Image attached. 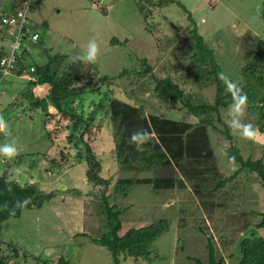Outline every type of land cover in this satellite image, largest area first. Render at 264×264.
<instances>
[{"label":"rangeland","instance_id":"374dc122","mask_svg":"<svg viewBox=\"0 0 264 264\" xmlns=\"http://www.w3.org/2000/svg\"><path fill=\"white\" fill-rule=\"evenodd\" d=\"M162 1L30 0L29 21L39 32L40 43L50 56L58 54L64 56L66 62H72L71 58L85 51L89 39L95 37L100 51L92 64L101 76L110 80L115 78L110 86L101 87L97 94L88 93L82 97L81 112L84 116L100 100H104V106H107L108 101L104 98L107 95L133 106H144L145 118L155 115L174 121L175 129L183 128L189 122L195 123V119L182 109L167 111L154 95V84L150 78L138 75L144 69L141 59H146L153 66L152 74L158 79L170 74L197 100L213 103L214 85L200 86L201 80L190 73L197 68H209V59L199 51L195 58L191 57L193 42L188 37V30L192 26L188 14L197 24L204 43L212 50L222 73L237 85H244L242 70L246 60L254 54L256 42L264 41V0H168L165 4ZM5 7L8 4L0 0V10ZM11 41V38L0 37V46L7 51ZM23 44V50L30 53L36 63H46V56L33 49L32 43L26 41ZM121 73L128 76L118 79ZM23 78L8 75L0 83V116L12 126L11 138L16 139L21 149L13 159L0 157V176L9 165V177L20 186L34 184L40 192L53 193L54 196L41 208L22 210L19 218L4 225L0 235V257H6L7 264H34L36 257L39 264H58V259L68 264H114L110 252L91 241L108 230L103 227L105 216L100 215L99 200L91 195L93 193L83 195L89 189L83 177V160L80 159L83 152L80 155L74 144L61 143L71 128L62 127L54 118L48 123L42 115L33 113L32 118L29 114L19 115L18 107L11 105L14 97L24 90V82L28 79ZM225 109H220L224 123ZM46 110L56 115L51 107L47 106ZM246 111V122L254 126L255 135L251 138L234 134L230 129L226 132L216 118L215 128L211 126L203 130L196 125L187 141L194 139L196 142H191L192 145L201 148L203 144L205 151L211 152L212 156L204 161L197 160L199 164H195V160L184 159L182 169L177 167V172H173L172 187L166 191L154 187V179L167 177L166 171L152 166L138 172L134 161L123 165L117 162L109 114L97 112L94 123L97 139L92 147L102 163L101 176L111 181L108 194H114V198L110 197V205L116 204L125 210L119 218L122 226L119 235L129 228L155 222L160 217L169 221L168 229L151 247L150 262L121 258L122 264H203L208 261V238L212 240L217 259L223 258L224 264H235L242 239L253 234L264 237V227H258L260 214L264 212V190L254 174H248L242 180L241 185L245 188L239 198H235L239 188L234 182L223 190L212 191L217 181L231 176L237 169L224 157V150L231 145L227 134L238 145L244 158L260 159L264 165V135L257 138L256 116L248 109ZM55 126L60 128L52 131ZM46 133L58 146L47 140ZM9 139L0 133V144ZM159 152L162 162H166L165 158L172 161L162 147ZM160 155L155 160L152 158L151 162L158 163L156 160ZM214 156L219 159L217 163L212 159ZM55 157L61 160V170L54 164ZM186 166L198 175L196 179H188L183 173ZM171 167L167 166L169 170ZM120 180L131 182L125 196L112 191ZM195 188L200 192L203 188L210 193L198 191L196 194ZM76 190L83 193L81 197L75 195ZM225 192L228 196L234 194L231 202L225 201L228 197ZM9 244L14 253L8 248Z\"/></svg>","mask_w":264,"mask_h":264},{"label":"trees","instance_id":"16d2710c","mask_svg":"<svg viewBox=\"0 0 264 264\" xmlns=\"http://www.w3.org/2000/svg\"><path fill=\"white\" fill-rule=\"evenodd\" d=\"M163 0L161 3L167 2ZM173 0H169L172 2ZM8 7L0 10V37L15 39L10 35H7L3 29L2 20L6 17H17L18 7L23 0H5ZM179 6L180 3L176 2ZM30 8V2L27 10V27L24 29L22 40L20 41L19 53L16 56L14 68L11 71V76L21 79V77L27 76L29 79L24 82V90L22 93L14 97L11 105L18 107L19 115L32 116L42 115L46 122H50L53 118L62 127L71 128V132L64 141L68 145L74 144L81 152H83L82 158L83 166L85 168L84 178L85 182L89 186V192L85 194L76 190L74 191L77 197H81L82 194L89 196L91 194L96 200L101 203L100 215L105 216L104 228L108 231L103 232L99 238H92L91 241L101 247L106 248L112 257L114 264H122L120 259L134 258L141 259L144 262H150L151 247L154 242L168 229L169 221L167 218L160 217L157 221L152 222L140 228H129L123 235H119L122 229L120 216L124 213V209H120L116 204L110 205V197L114 198V194H108L110 191L111 181L101 176L102 163L99 160L93 150L92 144L97 139V132L94 127L96 121V114L98 111H104L109 114V121L112 126V138L115 144L113 152L116 160L120 165L136 162L138 166V172L145 171L149 167L157 166L160 171H166L167 177L155 178L154 187L159 190H168L173 184V172H177L176 168H181V164L184 159L205 160V158L212 156L211 152L205 151V147L202 148L197 145H192L191 142H196L194 139L187 141L188 137L194 133L196 125L197 128L206 130L208 127L214 126V118L221 124L224 130L229 129L227 125L222 121L220 117V109L227 108L228 104L232 101V96L227 92L225 83L219 79V74L222 73L221 67L216 63L213 58V52L204 43L203 37L198 33L197 24L193 20L190 14H188V20L191 22L192 28L189 29V38L193 42L192 58H195L196 53L199 51L202 55L209 59V68H197L190 73L193 77L198 78L201 83L200 86L205 87L211 84L215 87V98L213 103H203L197 100L196 96L187 91L183 84H179L174 81L172 75H166L163 79H158L153 75V66L146 59H141V65L143 70L139 72V76H148L154 84V95L163 104L167 111L180 110L185 114L190 115L195 119L194 122L183 128H174L175 122L162 119L159 116L150 115L145 118L144 106H133L127 104L121 100L115 99L113 96L104 95L107 99L108 105L104 106V100H100L99 104L91 111L87 116L81 112L83 110L82 97L84 95L97 94L101 87L110 86L114 82V79L110 80L104 76L98 74L94 64H86L81 62H66V58L61 55L48 54V51L44 49L40 43V34L33 27L29 21L28 11ZM141 10V9H140ZM37 34L38 39L36 41L31 40V36ZM11 41V42H12ZM28 41L32 43V48L36 49L41 55L46 56V63L39 65L33 60L30 53H26L23 50V42ZM257 48L252 55L248 58L245 64L242 74L244 77V85H238L243 92L247 95V109L251 111L256 119L255 130L257 132V138H261L264 135V41L256 42ZM9 50L5 51L4 47L0 46V59L3 58ZM64 63H66L64 65ZM189 71V70H188ZM1 75V74H0ZM127 73H121L118 79H124ZM5 78L0 79V83ZM212 79V81H211ZM199 83V84H200ZM48 85V93L45 98L32 99L29 96V91L37 86ZM199 86V87H200ZM40 89H35V93ZM112 93V92H111ZM50 105L56 111V115L49 114L46 110V106ZM34 113V115H33ZM20 118L22 116H19ZM22 119H20L21 121ZM48 123L46 125H48ZM56 123V122H55ZM11 126V125H10ZM56 127V126H55ZM59 127V126H58ZM58 127L52 128V131H57ZM97 127L100 125L98 123ZM12 128V126H11ZM60 128V127H59ZM146 130L154 136L149 141L142 145V148L138 150L135 145L129 143L130 135L137 130ZM101 130V129H100ZM226 132H228L226 130ZM191 133V134H190ZM224 133V131H222ZM47 140L51 141L54 146L58 144L52 140L49 133H46ZM208 138V136H204ZM227 139L231 144L224 150V157L226 161L237 167L236 171L229 177L215 183L212 191H219L226 188V185L234 182L238 186V193H235V198L241 197L242 180L246 179L248 174H254L261 188L264 190V165L262 160L253 161L251 158H244L242 151L238 145L227 134ZM264 139V137H262ZM158 139V142L157 140ZM201 141V140H200ZM161 147L165 150L171 158H168L166 162H162L159 151ZM209 151H211L209 149ZM162 154V153H161ZM156 162L152 163L151 159L158 158ZM215 163L218 162L217 157H212ZM60 159L54 158V164L61 170ZM60 163V164H58ZM173 163V167H171ZM66 165V164H64ZM81 165V164H80ZM172 169L169 170L167 166ZM191 166V165H190ZM156 167V168H157ZM9 165L6 167L5 172L0 176V235L2 233L4 225L12 219L20 217L22 210H30L33 208H41L44 202L50 201L53 193H42L39 191L36 185L20 186L16 181L9 177ZM209 172V171H208ZM183 173L188 179H196L197 174H194L193 170L188 166L183 168ZM200 174V172H198ZM203 175V174H202ZM201 175V176H202ZM240 176V182L237 180ZM238 181V182H237ZM130 180H120L112 191L117 194L122 193L126 195L128 193V186ZM236 189V188H235ZM206 194L210 192L205 189H201ZM234 190V189H232ZM196 194H199L198 188H195ZM200 192V191H199ZM200 192V193H201ZM227 195V192H225ZM112 195V196H110ZM228 196V195H227ZM226 196V197H227ZM111 198V199H112ZM234 198V194L229 195L225 200L231 202ZM27 200L28 203L24 206H18V202ZM233 203V202H232ZM236 203V202H235ZM261 215V222L258 225L259 228L264 227V212ZM203 232V229H199ZM1 242V240H0ZM8 248H14L9 244ZM207 254L208 261L203 264H224L223 258H216L215 249L210 238L207 239ZM13 254V259H14ZM34 264H39V258H35ZM0 264H7L6 257H0ZM46 264V263H44ZM58 264H68L67 261L58 259ZM235 264H264V237L252 235L251 237L244 238L239 244V257Z\"/></svg>","mask_w":264,"mask_h":264},{"label":"clouds","instance_id":"9594fccd","mask_svg":"<svg viewBox=\"0 0 264 264\" xmlns=\"http://www.w3.org/2000/svg\"><path fill=\"white\" fill-rule=\"evenodd\" d=\"M99 45L95 37L90 38L86 50L78 53L71 58L72 62H81L86 64L95 63L99 54ZM24 79V78H22ZM219 79L225 83L226 90L232 96V101L224 110L223 116L225 123L228 125L230 131L234 134H239L244 138H251L255 135L254 126L250 122H246L247 117V95L235 83L232 82L224 73L219 74ZM0 133L10 137L8 141L0 144V157L6 159H13L20 154V147L15 138H11V129L8 122L3 116H0ZM151 138V134L146 130L134 131L129 137V143L136 146L138 150L142 145L147 143ZM28 203L27 200L18 202V206H24Z\"/></svg>","mask_w":264,"mask_h":264},{"label":"built area","instance_id":"2783aa9c","mask_svg":"<svg viewBox=\"0 0 264 264\" xmlns=\"http://www.w3.org/2000/svg\"><path fill=\"white\" fill-rule=\"evenodd\" d=\"M30 0H23L18 7L17 17H6L2 20L3 29L7 35H10L15 40L9 46V52L0 59V79L5 78L11 74L14 68L16 56L19 53L20 41L22 40L24 29L27 27V10ZM38 35L31 36L32 41H36ZM29 79L27 76H24ZM23 78V77H22Z\"/></svg>","mask_w":264,"mask_h":264},{"label":"crops","instance_id":"0c3cea01","mask_svg":"<svg viewBox=\"0 0 264 264\" xmlns=\"http://www.w3.org/2000/svg\"><path fill=\"white\" fill-rule=\"evenodd\" d=\"M14 78V76H12ZM22 78V77H21ZM42 89L41 91L35 93V89ZM48 89H49V86L48 85H43V86H37V87H34L32 88L30 91H29V96L32 98V99H42V98H45L47 93H48ZM48 107H51L50 105H47ZM46 106V107H47ZM52 109H54L53 107H51ZM56 112V111H55Z\"/></svg>","mask_w":264,"mask_h":264}]
</instances>
